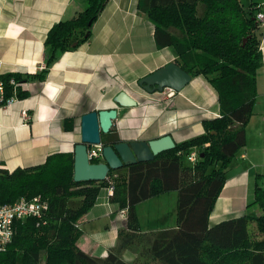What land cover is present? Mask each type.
<instances>
[{"label": "trees", "instance_id": "16d2710c", "mask_svg": "<svg viewBox=\"0 0 264 264\" xmlns=\"http://www.w3.org/2000/svg\"><path fill=\"white\" fill-rule=\"evenodd\" d=\"M108 1L86 0L75 16L50 27L44 42L46 67L90 38L91 26ZM261 7L254 2L245 6L241 0H138L137 8L154 26L157 47H172L183 70L207 80L217 94L220 116L204 120L202 134L152 160L109 170L100 181L73 180V152L50 154L35 166L0 168V204L22 196H40L47 203L40 218L14 222L0 264H130L120 251L133 244L159 264H264V213L209 224L231 161L245 145V126L253 112L264 33L256 18ZM46 72L0 74L5 99L14 89L10 79H44ZM15 89L17 98L26 96ZM100 138L103 146L119 141L112 128ZM193 151L198 157L190 162ZM104 186L113 187L110 201L125 209L127 228L119 232L117 247L97 258L77 246L82 234L77 222ZM172 190L177 192L175 227L141 233L137 205ZM254 193V203L264 208V188L256 185ZM144 236L147 245L141 244Z\"/></svg>", "mask_w": 264, "mask_h": 264}, {"label": "crops", "instance_id": "0c3cea01", "mask_svg": "<svg viewBox=\"0 0 264 264\" xmlns=\"http://www.w3.org/2000/svg\"><path fill=\"white\" fill-rule=\"evenodd\" d=\"M137 2L109 0L92 24L87 41L59 54L46 67L44 79L19 83L17 87L26 92L25 97L0 106V168L12 171L35 166L50 154L73 152L80 142L81 116L92 110L116 108L111 128L119 141L127 142L149 141L168 134L175 144L180 143L202 134L204 120L220 116L217 94L203 76L192 77L171 96L167 89L139 93V79L175 62L177 55L172 47H157L154 26L137 8ZM85 5L86 0H0V74L19 73L25 77L40 73L43 69L39 66L46 64L44 42L48 30L56 22L75 16ZM259 5L264 11V4ZM259 49L261 64L256 72L253 112L245 126V145L231 161L209 216L210 225L264 213V208L254 203L256 185L264 188V33ZM121 90L136 104L115 103L113 97ZM176 195L172 190L146 199L157 200L154 204L159 206L162 229L175 227ZM170 196L171 218H165V198ZM138 218L140 222L139 213ZM77 223L82 232L77 246L97 258L115 249L119 232L127 228L125 209L110 201L105 186ZM139 246L123 248L122 259L133 263Z\"/></svg>", "mask_w": 264, "mask_h": 264}, {"label": "water", "instance_id": "95a60500", "mask_svg": "<svg viewBox=\"0 0 264 264\" xmlns=\"http://www.w3.org/2000/svg\"><path fill=\"white\" fill-rule=\"evenodd\" d=\"M90 24L91 21L88 22V25ZM73 45H76V42ZM191 78L192 76L187 71L172 61L142 77L138 83L149 93L163 91L165 88L178 92L190 82ZM113 100L121 106L136 104L135 99L124 90L119 91ZM116 115V108H110L92 110L81 116L80 142L75 144L73 148L74 181L104 180L109 170L136 162L152 160L158 153L175 146V142L168 134L149 141H118L104 145L101 152L102 160L91 162L88 157V147L101 143V132L108 133L110 131ZM214 132L212 131V133Z\"/></svg>", "mask_w": 264, "mask_h": 264}, {"label": "built area", "instance_id": "2783aa9c", "mask_svg": "<svg viewBox=\"0 0 264 264\" xmlns=\"http://www.w3.org/2000/svg\"><path fill=\"white\" fill-rule=\"evenodd\" d=\"M256 18L258 20L259 26L262 30H264V11L259 10L256 14ZM40 69H45L46 64L42 63ZM10 84L13 89V93L9 98L5 99L4 96V84L0 80V106H8L12 104L16 99L15 88L19 85L14 79H10ZM168 90L167 95L171 96L174 91L169 88H165ZM3 103V104H1ZM23 115L26 117L25 111H23ZM103 145L93 144L88 147V157L90 160L92 159H102ZM198 157V153L193 151L189 154L188 160L190 162H194ZM109 195H112L113 187H109L108 189ZM47 209V203L40 196H33L31 198L20 197L17 200L0 204V251L4 250L7 244L11 241L14 234V222L17 220H25L28 217H38L40 218L45 210Z\"/></svg>", "mask_w": 264, "mask_h": 264}, {"label": "rangeland", "instance_id": "374dc122", "mask_svg": "<svg viewBox=\"0 0 264 264\" xmlns=\"http://www.w3.org/2000/svg\"><path fill=\"white\" fill-rule=\"evenodd\" d=\"M250 0H241V2L245 5L248 6L250 4L249 2ZM258 2L260 4H264V0H258ZM139 93L146 95V90H144L142 87L139 90ZM157 201V200H156ZM155 200H146V202L142 203L138 208L136 207V209H138V213H139V217H140V225L141 228L147 233H149L150 231H154V230H159L160 228L162 229V227H159L160 224H163L159 221V206H157ZM173 203V199L172 197H167L165 198V206L164 209H166V211L164 212L165 214V218L166 216H168L169 218H171L169 216V208H171L170 206H172ZM176 204V201H175ZM163 213V212H161ZM175 213H176V206H175ZM154 214L156 215V218L153 219L152 215L154 217ZM158 214V216H157ZM176 215V214H175ZM165 220V219H164ZM168 220V218H167ZM166 221V220H165ZM146 234V233H144ZM147 236H144L143 240H142V245H147ZM144 243V244H143ZM139 255L137 256V259L135 260L136 264H159L158 262H154L151 258L150 255H148L144 250H142V246H139Z\"/></svg>", "mask_w": 264, "mask_h": 264}]
</instances>
